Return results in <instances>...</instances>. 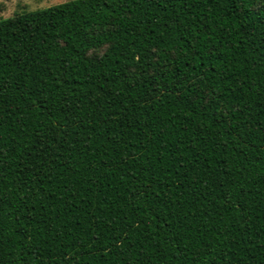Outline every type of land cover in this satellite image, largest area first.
<instances>
[{
    "label": "trees",
    "instance_id": "obj_1",
    "mask_svg": "<svg viewBox=\"0 0 264 264\" xmlns=\"http://www.w3.org/2000/svg\"><path fill=\"white\" fill-rule=\"evenodd\" d=\"M0 264H264L261 0L0 19Z\"/></svg>",
    "mask_w": 264,
    "mask_h": 264
},
{
    "label": "rangeland",
    "instance_id": "obj_2",
    "mask_svg": "<svg viewBox=\"0 0 264 264\" xmlns=\"http://www.w3.org/2000/svg\"><path fill=\"white\" fill-rule=\"evenodd\" d=\"M65 1L68 0H31L30 3H24L23 0H0V19L12 17L23 10H35Z\"/></svg>",
    "mask_w": 264,
    "mask_h": 264
},
{
    "label": "snow or ice",
    "instance_id": "obj_3",
    "mask_svg": "<svg viewBox=\"0 0 264 264\" xmlns=\"http://www.w3.org/2000/svg\"><path fill=\"white\" fill-rule=\"evenodd\" d=\"M23 2L26 3L25 0ZM261 7H264V0H261Z\"/></svg>",
    "mask_w": 264,
    "mask_h": 264
},
{
    "label": "clouds",
    "instance_id": "obj_4",
    "mask_svg": "<svg viewBox=\"0 0 264 264\" xmlns=\"http://www.w3.org/2000/svg\"><path fill=\"white\" fill-rule=\"evenodd\" d=\"M26 3H30L31 0H25ZM42 6H46V5H42Z\"/></svg>",
    "mask_w": 264,
    "mask_h": 264
}]
</instances>
